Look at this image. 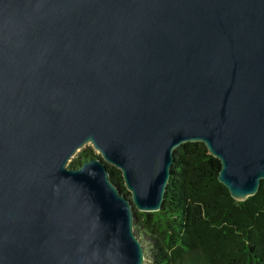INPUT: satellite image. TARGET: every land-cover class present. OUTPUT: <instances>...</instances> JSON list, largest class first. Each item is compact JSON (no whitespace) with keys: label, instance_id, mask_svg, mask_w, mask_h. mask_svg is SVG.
<instances>
[{"label":"water","instance_id":"1","mask_svg":"<svg viewBox=\"0 0 264 264\" xmlns=\"http://www.w3.org/2000/svg\"><path fill=\"white\" fill-rule=\"evenodd\" d=\"M188 142L257 194L264 0H0V264H145L136 211Z\"/></svg>","mask_w":264,"mask_h":264},{"label":"trees","instance_id":"2","mask_svg":"<svg viewBox=\"0 0 264 264\" xmlns=\"http://www.w3.org/2000/svg\"><path fill=\"white\" fill-rule=\"evenodd\" d=\"M209 153L202 142L179 146L162 209L136 211L145 264H264V180L255 196L237 201L219 179L220 160ZM92 157V147L83 149L70 166ZM109 170L129 196L121 171Z\"/></svg>","mask_w":264,"mask_h":264},{"label":"rangeland","instance_id":"3","mask_svg":"<svg viewBox=\"0 0 264 264\" xmlns=\"http://www.w3.org/2000/svg\"><path fill=\"white\" fill-rule=\"evenodd\" d=\"M90 147L93 148L92 145H86V147H84L83 149H87V148H90ZM83 149H81V151H82ZM81 151H80V152H81ZM93 151H94L95 154H97V152L94 150V148H93ZM80 152H78V153L75 155V157L72 159V161H73V160L79 155ZM72 161H71L70 163H72ZM70 163H69V166H70Z\"/></svg>","mask_w":264,"mask_h":264}]
</instances>
